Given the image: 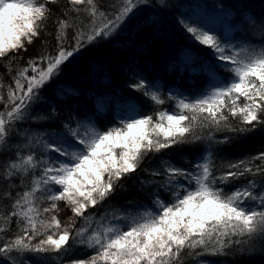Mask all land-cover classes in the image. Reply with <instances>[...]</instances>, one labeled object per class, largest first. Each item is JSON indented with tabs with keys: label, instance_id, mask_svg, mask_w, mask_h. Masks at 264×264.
Listing matches in <instances>:
<instances>
[{
	"label": "snow or ice",
	"instance_id": "obj_1",
	"mask_svg": "<svg viewBox=\"0 0 264 264\" xmlns=\"http://www.w3.org/2000/svg\"><path fill=\"white\" fill-rule=\"evenodd\" d=\"M144 2L65 0L57 14L51 6L60 0H0V61H6L0 73V201H11L10 207L0 203L3 264H66L77 247L93 254L67 264H208L197 258L264 244V152L236 161L214 158V146L231 141L215 133L264 131V46L230 30L217 34L186 16L178 25L212 56L201 62L208 84L194 98L172 93L171 111L136 113L107 130L71 114L59 131L23 129L53 120L55 109L35 112L46 103L45 90L88 45L117 34ZM53 17L54 32L48 33ZM44 33L54 44L42 39ZM38 39L41 50L20 64L21 53ZM5 75L11 83H4ZM129 87L155 105L166 103L143 79ZM198 145L204 147L188 168L164 156L173 147ZM150 155L160 156L158 165L142 168ZM134 175L151 204L133 212L105 204L125 192L124 181ZM59 202L72 213L66 223L58 218ZM13 218L16 231L7 236Z\"/></svg>",
	"mask_w": 264,
	"mask_h": 264
},
{
	"label": "trees",
	"instance_id": "obj_2",
	"mask_svg": "<svg viewBox=\"0 0 264 264\" xmlns=\"http://www.w3.org/2000/svg\"><path fill=\"white\" fill-rule=\"evenodd\" d=\"M191 0H145L127 19L126 23L118 30L113 37L98 40L92 45H88L83 49L70 64H67L57 78L45 90L44 95L46 103H41L35 112L40 114H49L55 109V117L52 121L41 123H25L23 129L26 131H59L62 123L70 118L80 120H90L96 123L101 130H107L114 124H118L115 120L108 118L104 121L99 117V112L93 107V98L100 95L114 96L121 94L122 96L136 102L145 115L153 114L157 110H172V101H167L166 95L160 93L166 99L163 105H155L142 92L136 91L129 87L138 81L128 74L130 71H143L150 75L157 70L163 73L162 80L168 82V70L174 72L181 71L180 81L187 84L191 89L197 85H191L187 77H192L197 82L204 78L201 72H190L187 65H181L180 53L184 50L190 53L194 60L198 59V54H204L203 47L187 41L186 36L182 33V28L178 25L180 7L186 5ZM212 5H221L233 12H237L242 3L254 9L255 4L247 0H209ZM107 2V0H105ZM65 0H60L59 5H52L54 13H59V9L63 6ZM241 5V6H240ZM239 8V9H238ZM255 10V9H254ZM235 16L229 18L232 23H241L236 21ZM54 17L47 21V32L53 33L55 24ZM255 29V28H252ZM257 29V28H256ZM261 30V29H258ZM46 38L50 44H54L51 36L47 33L42 34V39ZM41 50V40H36L32 45L28 46L26 52H22L23 60L20 64H25L30 57H34ZM51 50V48H49ZM6 61H0V73L6 72L3 64ZM15 67V65H14ZM4 83H11L10 76L3 77ZM107 81V82H106ZM57 82L64 83L76 89V92L66 93L63 96L58 95L54 91ZM106 82V84H103ZM116 90L120 92L117 93ZM2 108V105H0ZM238 126L237 121H232ZM216 138L223 139L224 136L231 137V141L225 144L214 146V158L219 163L221 159L236 161L244 157L254 156L260 152H264V131H256L246 135H238L234 133H215ZM203 145L195 148L191 146L173 147L165 150L164 156L179 167L188 168L191 161V155L198 151ZM160 156L153 158L151 155L145 158L144 166H156L159 163ZM149 161L151 164L149 165ZM258 163V162H257ZM140 179L145 178V174L140 172ZM239 181L237 185L245 183ZM126 191H117L116 195L111 197L105 204H113L116 207H123L129 212L140 210L138 205L145 207L151 204L149 194L139 188V181L134 175L131 180L124 181ZM233 186L226 188L231 191ZM0 186V191H3ZM22 191V189H19ZM13 190V196L15 192ZM168 199L167 196L164 197ZM134 202L129 206L128 202ZM0 203L10 207V200H3ZM61 211L57 214L62 222L66 223L68 217L72 215L70 209L64 206V202H59ZM103 211V208L100 209ZM15 218L10 232L6 233L11 236L15 231ZM79 224V221H78ZM93 254L92 250L83 247L75 248L72 253L65 257V262L72 260H86ZM30 255V254H28ZM54 255V254H45ZM34 260H42L44 257H33ZM208 262V264H264V244L256 243L254 250L244 251L242 253H229L221 256H203L197 258ZM0 264H3L0 261ZM51 264V261L48 262ZM188 264H196V260H189Z\"/></svg>",
	"mask_w": 264,
	"mask_h": 264
},
{
	"label": "rangeland",
	"instance_id": "obj_3",
	"mask_svg": "<svg viewBox=\"0 0 264 264\" xmlns=\"http://www.w3.org/2000/svg\"><path fill=\"white\" fill-rule=\"evenodd\" d=\"M200 15L203 16L202 7L197 6V4H192L189 8L185 9V13H183L182 18H184L186 16H191L192 20L195 21L197 24L202 25L205 28L212 30L213 32H215L217 34L223 35L226 31L230 30L229 34L236 37L235 29L238 28L237 24H239V23H235V22L232 23L231 21L230 22L228 21V17H227L228 16V10L225 9L224 7L212 6L208 10L207 15L204 16V20L202 23L195 20ZM248 17H251V15L247 14L246 18H248ZM235 20L237 21L238 18H236ZM184 33L188 36V39L193 42V40L189 38V35L186 32H184ZM237 39H239V38H237ZM239 40L247 42L246 40H243V39H239ZM252 45L263 46L262 44H258V43H254ZM202 47H203L204 51H206V53H208L209 56L212 58L211 50L205 48L204 46H202ZM182 60L186 61V59L184 58V55L182 56ZM206 60L209 61L210 59H206ZM223 74H225L228 77L227 73H223ZM141 79H143L144 81H147V82H151V85L153 86V90H155V88L160 87V85H157V82H155V81L160 80V74L159 73L154 74L153 76H151L149 78L145 79V77H142ZM54 90L57 93H66V92L70 91V88L67 85L58 84L54 88ZM171 91L175 92V89L173 88ZM177 93L181 94L180 92H177ZM93 105L96 108V110L99 111V115H100V117L103 118L104 121H106V118H107V116H106V114L108 113L107 109H110V108L112 109L111 110L112 111L111 112L112 117L119 119V120L121 118H125V117H128L130 115H135L136 113H139V115L142 116V113L139 112L138 106L135 103H133L131 100H128L123 96L116 97L115 100L109 99L108 95L95 96ZM133 108L136 110L135 112L130 111ZM194 156H193V163H194ZM44 206H47V205L45 204Z\"/></svg>",
	"mask_w": 264,
	"mask_h": 264
},
{
	"label": "bare ground",
	"instance_id": "obj_4",
	"mask_svg": "<svg viewBox=\"0 0 264 264\" xmlns=\"http://www.w3.org/2000/svg\"><path fill=\"white\" fill-rule=\"evenodd\" d=\"M247 1L256 5L255 8L257 15L252 16L255 20V23H250L247 20L245 23L237 24L238 28L235 29L236 38L246 40L251 44L258 43L264 46V24H262V21H264V0Z\"/></svg>",
	"mask_w": 264,
	"mask_h": 264
}]
</instances>
